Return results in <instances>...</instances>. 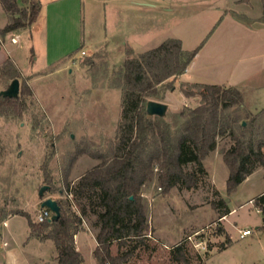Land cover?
Masks as SVG:
<instances>
[{"label":"rangeland","instance_id":"obj_1","mask_svg":"<svg viewBox=\"0 0 264 264\" xmlns=\"http://www.w3.org/2000/svg\"><path fill=\"white\" fill-rule=\"evenodd\" d=\"M205 8L187 0L185 8L173 14H159V23L153 22L149 35L160 30L161 34L169 35L166 39L180 37L186 51L204 46L210 49L211 33L216 29L220 33L226 24L217 27L221 16L216 19V12ZM63 14V20L72 18L73 6ZM82 14L86 38L99 43L103 41L106 28L109 38L104 42V49L91 56L89 53L81 55V45L77 46L80 51L74 66L71 65L74 67L71 73L53 74V68L47 67L45 38L34 27L0 35V66L11 59L20 72V89L27 85L32 90L31 95L25 97L27 109L22 119L0 117V232H4V240L10 243V248H17L14 264L57 263L54 242L29 238L28 218L16 214L28 213L36 222L41 202L39 190L43 186L52 190L45 192V196L69 199L72 210L78 212L79 203L71 193H66L67 185L73 186L82 175L101 163L97 159L92 163L91 154L105 157L110 164L116 146L121 105L113 89L121 82L122 61L131 51L125 52L111 37L116 25L111 22L108 8L107 13H103L99 2L84 0ZM7 24L8 17L0 6V30ZM12 37H18V42L13 43ZM63 39L65 41L67 36ZM245 46L248 50L244 52V59L238 57V63L234 53L209 62L204 50L195 66L198 73L193 71L184 78L182 75L172 77L159 87L155 101L167 104L168 110L158 124L157 142L153 145L152 141L146 159L162 148L163 142L159 140L162 133L175 142L184 123L179 114L201 104L200 98L186 97L183 89L197 92L198 88L191 85L201 80L208 82L207 73L212 74L213 79L225 80L227 72L215 77L225 67L235 71V65L239 69L242 68L237 64L247 65L254 73L264 66V38L255 37ZM89 48L87 44L88 52ZM11 82L6 76L0 77V91L6 90ZM219 116V130L224 133L217 137V149L203 160L206 174L199 176L197 184L165 190L155 178L141 187L140 195L149 220L148 238L127 264H264V231L260 229L264 216L254 205V200L264 192V168H259L229 194V169L223 160L224 151L234 144V136L245 141H264V111L250 112L235 106L221 110ZM158 169L159 166L155 173ZM185 170H193V165H187ZM220 200H225V211L230 210L229 214L224 215L223 208H218ZM6 218L8 228L1 225ZM95 220L96 217H86L83 226L85 223L96 233ZM245 229H250L252 234L241 238L240 233ZM181 243L184 250L176 260L172 249ZM112 252L118 253L116 244ZM82 254L84 264H97L87 248H82Z\"/></svg>","mask_w":264,"mask_h":264},{"label":"trees","instance_id":"obj_2","mask_svg":"<svg viewBox=\"0 0 264 264\" xmlns=\"http://www.w3.org/2000/svg\"><path fill=\"white\" fill-rule=\"evenodd\" d=\"M0 6L9 19L0 30V35L31 27L41 11L38 0H0ZM198 51L199 48L186 51L179 39H168L136 57L129 52L130 56L120 68L121 82L117 85L122 95L121 114L111 163H107L101 155L91 154L101 163L82 175L73 186L67 185L66 193H71L79 203V211H73L71 201L61 197L56 199L61 208L57 221L38 223L28 213H18L28 218L29 238L54 242L56 264L83 263L74 238L82 230L84 219L92 216L96 217L93 225L97 230L94 251L97 263L127 264L134 251L148 238L149 220L140 195L141 187L157 178L165 190L181 185L190 188L197 184L199 176L206 174L203 160L217 149V137L224 133L219 130V112L244 104L238 88L192 84L191 87L198 88L197 92L183 89L186 97L200 98L201 104L179 114L184 123L182 133L175 142L162 133L159 139L163 142L162 148L156 149L158 153L149 158L145 157L152 141L153 145L157 142L158 124L163 119L148 115L146 105L157 99L159 87L166 80L186 72ZM2 76L10 80L20 78L19 69L11 59L0 66ZM31 93V88L24 85L18 97L0 96V117L22 119L27 109L25 97ZM233 139L234 144L223 153V160L229 169V194L234 193L255 170L264 167V141H245L237 136ZM187 165H193V170L186 171ZM157 166L159 169L155 173ZM51 191L48 189L46 193ZM254 205L264 216V192L254 200ZM217 206L223 208L224 215L231 212L225 211V200H220ZM260 229L264 231V220ZM114 244L118 251L116 255L112 252ZM183 244L172 249L176 260L182 256Z\"/></svg>","mask_w":264,"mask_h":264},{"label":"crops","instance_id":"obj_3","mask_svg":"<svg viewBox=\"0 0 264 264\" xmlns=\"http://www.w3.org/2000/svg\"><path fill=\"white\" fill-rule=\"evenodd\" d=\"M38 1L41 4V11L37 18V21L31 27H34L36 32L41 36L43 35L45 38L47 50L46 65L47 67L53 68V74H59L63 71H68L69 73L74 72V67H71V65L74 66V60L77 58L76 54H78L80 50L85 51L86 54L89 53L88 55L91 56L98 50L104 49V42H106L109 38L107 28L106 30H104L103 41L99 43L93 41L91 38H86V35L84 33L85 28L82 14L84 0ZM91 1L99 2L103 8V13H107V8L109 9V12L111 14V22L112 24L116 25L113 26L114 33L112 32V35H110L112 38L118 41L125 52L131 51L132 54H140L147 50L155 48H149L150 45H155L156 43H160L161 41L164 42L168 39H179L182 42L183 46V40L178 36H174L177 38L166 39V37H169V35L166 36V32L161 34L160 30H157L156 32H152L150 33L151 35H149V30L151 27H154L153 22L159 23V21H157L160 20L159 17L161 18L159 14H173L178 9L185 8L187 0ZM188 1H193L196 4L199 3L200 6H205V9L215 11L216 13L214 14L216 15V19L221 16L220 22L217 27L222 26L223 24H226V26L221 29L220 33L216 29L217 27H214V29L216 30L212 32L209 37V41L210 39L213 40L212 47L210 49H205V46L199 48L197 55L189 64L186 72L182 75V78L193 71H197L196 73H198V70H196L198 67L195 66L197 65L199 56L202 55L204 50H207V60H209V62H211L216 57L224 59L223 57L225 55H228L229 53H234L237 58L242 57V59H244V52L248 50L245 48L247 42L253 40L255 37L258 38L259 36L264 38L263 0ZM70 6H73L74 14L72 18L67 17L66 20H63L64 11L69 10ZM239 16L244 17L247 20H242L239 18ZM41 22H43V26H41ZM153 29L155 30V28ZM66 36L67 39L64 41L63 37ZM146 38L147 41L145 40ZM86 43L90 46L89 52L86 50ZM79 45H81V48L80 50H77V46ZM125 59L126 57L122 62H124ZM238 61L239 58L237 59L236 63H238ZM237 65L242 69L237 68L235 65L236 69L234 71L224 66V69L215 74V77H218L221 74L227 72L228 76L227 78H225V80H219L221 77L218 79H213L212 77L214 76L210 73H207L206 81L208 82H203L205 80H201V82H197L195 84L222 85L226 87L238 88L243 95V108L249 110L250 112L262 111L264 109V97H261V93L264 92V66H262V68L258 71L252 73L253 69L248 67L247 65ZM223 81L226 82L229 86H227ZM187 83L192 82L187 81ZM113 91H115L117 101L121 105V91L116 87L113 89ZM86 156L87 155H85V157ZM91 160L92 163L96 162V159L91 158ZM261 168L262 167H260V169ZM258 171L259 168L255 170V172L251 174L247 179L252 177ZM40 200L42 201V198ZM4 222H6L7 224L4 225ZM1 225L5 228H8L10 226L8 218L3 219L1 221ZM7 234H9V236L12 235L10 232ZM74 239L76 249L81 253L82 256V248H87L89 254H92L94 256V251L97 246L96 233L91 232L90 229L85 225V223L82 230L75 235ZM16 252L17 248H10V243L7 240H4V232H0V264H14V259L17 257ZM54 256L56 258L57 254ZM84 263L85 259L82 264Z\"/></svg>","mask_w":264,"mask_h":264},{"label":"water","instance_id":"obj_4","mask_svg":"<svg viewBox=\"0 0 264 264\" xmlns=\"http://www.w3.org/2000/svg\"><path fill=\"white\" fill-rule=\"evenodd\" d=\"M20 93V81L19 79H14L10 83L9 87L6 90L0 91V96L3 97H18ZM168 105L151 100L146 105V111L147 114L150 116H158V117H164L167 113ZM49 189V186H43L39 190V197L42 198V201L40 203L41 208H48L52 212V217L50 218V222L57 221L61 216V208L58 204V202L51 198V197H45V192Z\"/></svg>","mask_w":264,"mask_h":264},{"label":"built area","instance_id":"obj_5","mask_svg":"<svg viewBox=\"0 0 264 264\" xmlns=\"http://www.w3.org/2000/svg\"><path fill=\"white\" fill-rule=\"evenodd\" d=\"M12 42L17 43L18 37H13ZM81 55H86L85 51H81ZM51 217H52L51 210H49L48 208H40L35 220L38 223H44L46 221H49ZM3 224L6 225L7 223L4 222ZM251 234H252V232L250 229H245V230L241 231L240 237L245 238Z\"/></svg>","mask_w":264,"mask_h":264}]
</instances>
